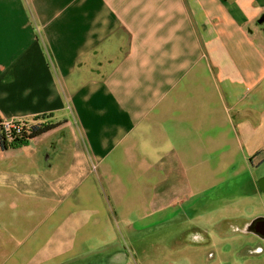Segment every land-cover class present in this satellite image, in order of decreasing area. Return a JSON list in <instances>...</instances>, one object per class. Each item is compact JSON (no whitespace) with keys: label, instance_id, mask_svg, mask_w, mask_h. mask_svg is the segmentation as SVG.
Returning a JSON list of instances; mask_svg holds the SVG:
<instances>
[{"label":"crops","instance_id":"obj_1","mask_svg":"<svg viewBox=\"0 0 264 264\" xmlns=\"http://www.w3.org/2000/svg\"><path fill=\"white\" fill-rule=\"evenodd\" d=\"M40 115L0 264H264V0H0V119Z\"/></svg>","mask_w":264,"mask_h":264},{"label":"trees","instance_id":"obj_2","mask_svg":"<svg viewBox=\"0 0 264 264\" xmlns=\"http://www.w3.org/2000/svg\"><path fill=\"white\" fill-rule=\"evenodd\" d=\"M44 119L42 121H37L36 123H31L27 131L22 130L19 135H16L14 139L10 140L6 137L5 133L2 132L0 128V146L2 149L18 148L25 146L29 143L30 139L47 132L59 125L62 122H54L49 120L46 115H40L34 117V120ZM1 122V119H0Z\"/></svg>","mask_w":264,"mask_h":264},{"label":"built area","instance_id":"obj_3","mask_svg":"<svg viewBox=\"0 0 264 264\" xmlns=\"http://www.w3.org/2000/svg\"><path fill=\"white\" fill-rule=\"evenodd\" d=\"M29 122L22 120H1L0 128L6 137L10 140L14 139L16 135H19L22 130L27 131L30 127Z\"/></svg>","mask_w":264,"mask_h":264},{"label":"rangeland","instance_id":"obj_4","mask_svg":"<svg viewBox=\"0 0 264 264\" xmlns=\"http://www.w3.org/2000/svg\"><path fill=\"white\" fill-rule=\"evenodd\" d=\"M162 238H164L163 240L165 241V243L168 244L169 247H170V245L177 244V242H178V240H172V238H174L173 236L172 237L163 236ZM168 246H165V247H167V249H168ZM169 251L170 252H168V253L171 255V259L174 258V257H179L180 256V258L177 259L179 264H188L189 263V259L187 258V256H182L181 257V255L182 254L185 255L186 252L181 253V252H179V251H177L175 249L174 250H170L169 249ZM158 255H159V261H160L159 263L160 264H165V262L168 260V257L166 256L167 254L164 253L163 256H161L162 254L159 253Z\"/></svg>","mask_w":264,"mask_h":264}]
</instances>
